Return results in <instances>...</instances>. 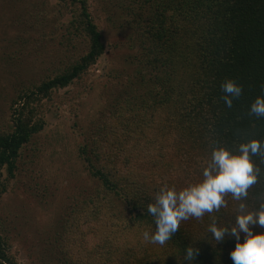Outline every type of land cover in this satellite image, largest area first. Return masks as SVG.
I'll return each instance as SVG.
<instances>
[{"label": "trees", "instance_id": "obj_1", "mask_svg": "<svg viewBox=\"0 0 264 264\" xmlns=\"http://www.w3.org/2000/svg\"><path fill=\"white\" fill-rule=\"evenodd\" d=\"M60 2L70 13L65 44L73 48L75 40H85L87 50L67 57L54 75L12 102V129L0 132V194L45 128L55 92L83 82L107 50L90 0ZM139 8L140 19L147 14L137 22L146 38L140 67L151 74L142 94L135 89L143 79L131 82L129 96L101 113L81 145L82 162L98 186L71 207L59 246L69 264H188L183 255L189 245L197 250L192 264H232L234 238L216 243L207 231L213 217L219 224L234 222L239 202L231 195L219 212L181 221L163 246L142 234L154 231L147 206L155 193L165 184L180 190L202 179L214 141L228 148L264 141V118L249 114L255 98L264 96V0H142ZM226 79L243 89L231 108L221 89ZM253 160L262 174L243 201L249 210L264 197V161ZM0 264H18L1 218Z\"/></svg>", "mask_w": 264, "mask_h": 264}, {"label": "rangeland", "instance_id": "obj_2", "mask_svg": "<svg viewBox=\"0 0 264 264\" xmlns=\"http://www.w3.org/2000/svg\"><path fill=\"white\" fill-rule=\"evenodd\" d=\"M90 2L106 53L83 82L55 92L46 105L45 128L23 151L16 178L7 179L0 194V218L18 264L67 263L59 246L64 220L98 186L80 147L101 113L129 96L131 82L143 79L135 89L142 94L151 74L140 67L146 38L137 22L147 17L139 18L142 0ZM68 17L60 0H0V132L12 129V102L24 89L54 75L73 53L86 52L85 40H75L73 48L65 44Z\"/></svg>", "mask_w": 264, "mask_h": 264}, {"label": "clouds", "instance_id": "obj_3", "mask_svg": "<svg viewBox=\"0 0 264 264\" xmlns=\"http://www.w3.org/2000/svg\"><path fill=\"white\" fill-rule=\"evenodd\" d=\"M221 89L229 108L243 91L242 86L232 79H226ZM249 114L264 118V96L255 98ZM255 156L264 161V141L252 138L239 142L234 148L214 141L210 159L202 165V179L180 190L165 184L155 193L154 202L147 206V212L153 217L154 231L143 232V240L165 245L178 231L181 221L192 217L199 220L206 213L219 212L227 207L225 197L231 195L239 202L234 222L219 224L213 217L207 231L216 243L226 237L234 238L235 246L229 253L232 264H264V197L260 198L255 210H249L243 202L262 174L261 167L253 160ZM252 226L261 230L254 231ZM196 254L197 250L189 245L184 249L183 260L192 264Z\"/></svg>", "mask_w": 264, "mask_h": 264}]
</instances>
